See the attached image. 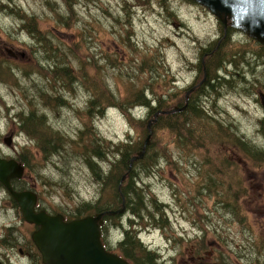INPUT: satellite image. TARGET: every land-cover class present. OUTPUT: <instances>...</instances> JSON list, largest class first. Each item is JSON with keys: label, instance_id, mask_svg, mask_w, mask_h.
<instances>
[{"label": "rangeland", "instance_id": "1", "mask_svg": "<svg viewBox=\"0 0 264 264\" xmlns=\"http://www.w3.org/2000/svg\"><path fill=\"white\" fill-rule=\"evenodd\" d=\"M142 1L0 0V157L24 164L21 185L51 213L114 207L102 144H143L157 101L172 107L191 89L200 115L155 121L146 157L131 167L132 189L120 174L117 186L143 198L142 217L127 209L104 219L102 238L118 253L134 225L141 247L131 254L145 246L155 264H193L208 251L228 264H264V156L256 157L264 152V46L192 0ZM225 54L226 64L214 59ZM142 99L150 108L136 104ZM184 120L191 135L175 131ZM33 229L0 185L4 264H42Z\"/></svg>", "mask_w": 264, "mask_h": 264}, {"label": "water", "instance_id": "2", "mask_svg": "<svg viewBox=\"0 0 264 264\" xmlns=\"http://www.w3.org/2000/svg\"><path fill=\"white\" fill-rule=\"evenodd\" d=\"M192 1L206 7L223 24L228 19L232 28L244 32L264 46V0ZM261 100L264 105L263 94ZM184 108L185 105L161 113L168 114ZM149 124L150 120L148 127ZM151 133L149 129L141 151L130 158L129 166L143 157ZM11 138L9 134L3 139L7 146L11 145ZM23 171V166L14 159L0 157V183L17 203L23 220L37 227L31 233V240L43 264H130L126 259L106 250L100 240L103 216L121 214L124 210L122 207L68 221L64 220L62 214L50 215L45 210L35 211L37 194L31 190H15L11 185V179L22 177Z\"/></svg>", "mask_w": 264, "mask_h": 264}, {"label": "trees", "instance_id": "3", "mask_svg": "<svg viewBox=\"0 0 264 264\" xmlns=\"http://www.w3.org/2000/svg\"><path fill=\"white\" fill-rule=\"evenodd\" d=\"M127 2L129 4L130 8L143 5V3H142L143 1L142 0H133V1H128L127 0ZM104 10H106V9H104ZM155 53L157 54V51ZM148 54H151L149 56H153L154 55V53H151V52L148 53ZM207 58H212V56H207L204 60L206 61ZM214 59L216 60V62H220V63H224V64H226L227 61H229V58L227 57L226 54H225V57L224 56H219L218 59L215 58V57H214ZM220 65L221 64H218V66L215 69H219ZM157 68L159 69V66ZM192 69H193V65L191 63L190 64V70H192ZM198 73L202 77L205 72L200 67L198 69ZM217 77L219 78L220 76L218 74H215L213 77H209L208 80H207L206 86L207 87H213V81ZM188 91H186V92H188ZM191 91L188 93L186 99H185V96H184L182 103L173 104L172 107L170 106V107L165 108L163 106L161 100H158L157 101V106L154 108V112L152 114V117H154L153 115L156 112L163 111V110H170L174 106L182 107L183 105H185V108H184L185 110L183 109V110H180V111L171 112L169 114H162L161 112H159L158 115H157V119H156L155 123L157 124V122H159L160 120L163 121V120H167V119H169L168 121H171L172 123H173V121L176 122L179 119L181 121L184 118V116L187 113H189V112H193V114L195 116H199L200 113H201V107L196 106L197 104H195V102H192V99L194 97H192L190 95V93H192ZM138 97H141V95H139ZM136 104L144 105V106L150 108L149 101H147L146 99H142L141 101H137ZM32 116H33V114L31 113V116L26 118V119L28 121H31L30 124L35 125L36 123L32 121ZM155 123H152L151 128H152V126ZM146 124H147V122H146ZM186 124H189V122H187L186 120L182 121L180 123V125L175 128V131L177 133H180L181 130H184L186 132V134L191 135L193 132H192L191 128L186 126ZM261 124L263 126V132H264V118L262 119ZM167 125L171 128V123L167 122ZM146 129H147V127H146ZM147 133H148V129H147ZM144 141H145V139H144ZM144 141H143V144L140 145V144H136V142H134L130 137H126L124 140H120L119 142L114 143V144H111V143L102 144V162H104L106 160H110V162L108 163L107 171L104 170V167H102V180H104V182H102V183L107 188H110V180H114V182H115L114 183L115 197L113 199V203L115 202V206L112 207L111 205H105L102 208L101 207L100 208L94 207L93 208L94 213L101 212V211H104V210H116L118 208H121L122 207V203H124V210L123 211H125L127 209H131V214H133L132 216H134V217L137 216L139 218L142 217L138 212H136L137 211L136 207H137V205H140V206L145 208V205H144V202H143V198L141 196H139L138 194H136L134 190H131L132 192H134V194H132L133 196H130L128 194L129 191L126 190V187H123L122 185L120 187H118L117 185H118V182H119V178L121 177L120 174H124L125 173L128 176L127 179H130V181L128 183V185L130 184L129 189H132L131 183H133V181H135V179H133V168L131 169V167H134L136 164H139V163L143 162L144 158L146 157L145 156L146 152H147L146 150L149 148L150 144L146 145L143 157L133 161L131 166H129L130 158L135 153L139 152L142 149V147L144 145ZM133 150H134V152H132ZM93 155L96 158L98 155H100V152L97 151V155L96 154H93ZM112 155L117 157V159L112 157ZM263 156H264V152H259V151L256 152V157H258L259 160L261 158H263ZM95 161L91 160L90 162H91V164L95 165V163L97 164L98 160H95ZM118 171H119L118 175H120V176L116 177L115 179H112L113 177L116 176V173ZM22 183H24V177L19 179V180L18 179L12 180V184H13L14 188H16V189H22V188L25 189V187L21 185ZM116 187H118L119 190H117ZM13 203H15V202L13 201ZM76 211L77 212L75 214H71L72 216L70 215L68 217V219L78 218V217L90 214L89 211L85 212V213H81V214L78 213V211H79L78 209ZM94 213H92V214H94ZM120 215H122V214H115V215H111V216H105L104 219H113V218H116V217H118ZM130 224H131V221H130ZM103 227L104 226L102 225V228ZM130 227H132V228H126V231H124V239L119 241L120 250L118 251V254L120 256L124 257L125 259H127L131 264H153V263L155 264L154 260L157 259V255L156 254L154 255L151 251H146L144 249L145 246H144V248L138 249V250H140L141 253H139V255L137 257H135V256H133L131 254V252L133 250L137 249L135 244H137L138 247H141V244L135 238V234L133 235V232H135V231H133L134 225H130ZM248 229H249V231H251V227H248ZM129 233H130V235H129ZM131 233H132V236H131ZM102 236H103V234H102ZM129 237L131 239V242H129ZM248 245H250V244H248ZM239 255L240 254H237V256H239ZM218 261L221 264L230 263L229 261L225 262L224 258H221V257H219ZM235 261H238V260H235Z\"/></svg>", "mask_w": 264, "mask_h": 264}, {"label": "flooded vegetation", "instance_id": "4", "mask_svg": "<svg viewBox=\"0 0 264 264\" xmlns=\"http://www.w3.org/2000/svg\"><path fill=\"white\" fill-rule=\"evenodd\" d=\"M213 254L215 253L211 251L206 252L205 256L195 253V255L192 256V262L193 264H221L218 260L213 259Z\"/></svg>", "mask_w": 264, "mask_h": 264}, {"label": "bare ground", "instance_id": "5", "mask_svg": "<svg viewBox=\"0 0 264 264\" xmlns=\"http://www.w3.org/2000/svg\"><path fill=\"white\" fill-rule=\"evenodd\" d=\"M218 22V21H217ZM28 47V46H27ZM118 52V51H117ZM10 55V54H9ZM14 57V56H13ZM17 64V63H16ZM26 66V65H25ZM213 75V74H212ZM33 85V84H32ZM217 88V87H216ZM184 106V105H183ZM183 110V109H182ZM185 110V109H184ZM159 112H161V111H158V112H156L155 114H154V117H153V119H155L154 121H156V119H157V115H158V113ZM205 116V115H204ZM153 119H151L150 120V124H149V127H148V122H147V125H146V127H147V129H148V134H149V129L151 128V125H152V123H154V121H153ZM40 153V152H39ZM34 172V171H33ZM41 183V182H40ZM37 184V183H36ZM23 189V188H22ZM50 190V189H49ZM40 193V192H39ZM5 194V193H4ZM15 204V203H14ZM16 206V205H15ZM74 208V207H73ZM122 208L124 209V203H122ZM58 209V208H57ZM63 209V208H62ZM60 210V209H59ZM105 211V210H104ZM16 212V211H15ZM101 212H103V211H101ZM99 213V212H98ZM126 224V223H125ZM32 229V228H31ZM23 230V229H22ZM21 230V231H22ZM102 230V229H101ZM24 232V231H23ZM141 234V233H140ZM34 246V245H33ZM153 249V248H152Z\"/></svg>", "mask_w": 264, "mask_h": 264}]
</instances>
